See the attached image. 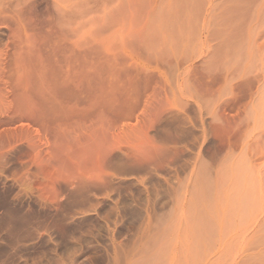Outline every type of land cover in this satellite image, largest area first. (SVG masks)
Wrapping results in <instances>:
<instances>
[{"label":"rangeland","instance_id":"rangeland-1","mask_svg":"<svg viewBox=\"0 0 264 264\" xmlns=\"http://www.w3.org/2000/svg\"><path fill=\"white\" fill-rule=\"evenodd\" d=\"M70 1L76 102L0 24V264H264V0Z\"/></svg>","mask_w":264,"mask_h":264},{"label":"bare ground","instance_id":"bare-ground-1","mask_svg":"<svg viewBox=\"0 0 264 264\" xmlns=\"http://www.w3.org/2000/svg\"><path fill=\"white\" fill-rule=\"evenodd\" d=\"M68 1L70 0H47L46 11L42 12L41 9L39 8V5L37 4L38 0H0V24L1 23L8 24L11 27V31L17 35V37L15 38H20L19 39L20 43H17V44H20V49L23 50L22 53L26 51V54H27V51L31 52L34 48L35 50L37 48H40V50H42V53H43L44 49L40 47V45L41 46L43 45L41 41L43 40L42 42H44V39L45 41L47 39H50L49 43H51V48L49 47V49L46 52L44 51L42 56L40 55L37 57L38 59L39 57L40 59L42 58L41 62L35 61L36 54L34 50H33L34 55L32 52L33 56L32 55L30 56L32 57L35 56L34 58L35 59L34 62H36L35 65H33L34 62H32L33 63L32 64L28 62L29 61L28 59H27L28 61L26 60L27 63H30L33 66L31 67L32 69H34V66H35V70L30 69L29 65H28V68H25V70L30 69V71L32 70L31 71L32 73L33 71L35 72L36 70L39 72L38 76H40L41 79L40 78L38 79L37 76H36V79H38V81L40 80L39 82L41 86H38V87H44L43 93L45 92V88H46V90H48L47 94L51 92V94L54 95L53 96L54 99L53 97L50 98L51 96L49 97L50 94L48 95V97L50 98L48 100V103L50 104L48 105H51V106H53L57 102H61L60 105L65 104L66 101H67L66 103H68V101L76 102L79 97L75 92L77 91L80 92V90L82 91L81 86L83 84L82 83L83 78H85L84 74L86 73L85 72L86 55L84 51L85 44H84V30H83L84 20L81 22V19H84L82 18V14H83L82 11H84L85 9L82 10V8H80L84 4V1H82V5L80 7H79V4H81V1L78 4L76 3L79 8L76 7L75 3L72 4L74 6L73 9L70 8L72 6H70ZM72 1H75V0H72ZM76 9L77 11H74ZM43 15H46L48 18L44 19ZM84 15H85V11H84ZM66 21L67 22H75V21L79 22V23L75 22V25L78 24V26L76 25L78 28L76 29L77 32L74 33V35L76 34L75 40L71 44H68V43L66 44L65 43L66 41L64 43L60 41L61 34H59V32L61 33V29L57 28L58 25H62ZM62 26L64 27V25ZM55 28L57 29L58 32H52ZM256 40L258 42H256ZM252 44H253L252 48L247 47L245 53L247 54V56H249L250 59H253L254 57L260 59L261 62L259 63L258 68H259V72L261 75V79L263 80V83H264V27L263 29L259 31L258 36L256 37L255 41ZM40 52L38 51L39 54ZM26 61L24 60V64L26 63ZM248 67L249 66L247 65L246 68ZM107 69L108 68L106 66V70ZM74 76L76 77L73 80ZM33 77H35L34 74H33ZM70 80L80 83V85L77 83L78 84L77 87L80 86L79 88L81 89L77 91L73 90L74 88L70 87L71 86L70 83H72V81ZM67 81H69L70 83L69 82L67 83ZM73 84L75 85V82ZM56 96H58L57 100H56ZM65 96L66 98H64ZM241 168L245 170V167L240 166V169ZM246 172L247 171L245 170L246 176L245 177L243 176V177L245 178L244 179L245 184H248L247 181H249L248 180L249 176H247ZM236 174H239L237 170H236ZM252 180L254 182L256 181L259 183L263 182V178L261 174L258 175V179H255V180L252 179Z\"/></svg>","mask_w":264,"mask_h":264}]
</instances>
